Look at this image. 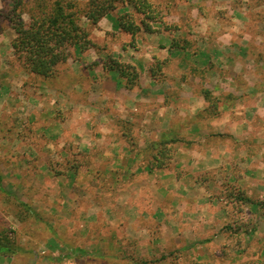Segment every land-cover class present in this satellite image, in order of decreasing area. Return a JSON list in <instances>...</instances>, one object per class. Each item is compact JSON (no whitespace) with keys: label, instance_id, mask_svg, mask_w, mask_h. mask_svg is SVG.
Masks as SVG:
<instances>
[{"label":"crops","instance_id":"0c3cea01","mask_svg":"<svg viewBox=\"0 0 264 264\" xmlns=\"http://www.w3.org/2000/svg\"><path fill=\"white\" fill-rule=\"evenodd\" d=\"M152 1L170 10L165 23L134 40L117 26L132 5L99 21L93 42L111 44L75 50L70 98L28 73L38 92L26 95L13 86L21 72L0 86V117L44 138L24 148L32 181L75 166L51 211L76 212L78 237L106 264H264V32L242 31L249 0ZM111 59L136 67L134 87Z\"/></svg>","mask_w":264,"mask_h":264},{"label":"rangeland","instance_id":"374dc122","mask_svg":"<svg viewBox=\"0 0 264 264\" xmlns=\"http://www.w3.org/2000/svg\"><path fill=\"white\" fill-rule=\"evenodd\" d=\"M18 1L20 0H0V86L6 89L10 79L22 72V80L17 79L13 86H17V89L29 95L31 91L33 93L38 91L34 88L29 89L28 84L31 80L35 82L38 80L31 78L25 81L27 74L23 69V64L15 57L11 46L16 36L13 22L20 17L25 22H30L34 9L39 8L37 5L39 0H27L26 5L17 4ZM73 1L77 2L80 8H84L88 0ZM245 4L250 5L247 16L251 18V21L241 25L242 31L264 32V23H262L264 21V0H249ZM157 8L161 9L158 5ZM166 10H161L162 15H165ZM185 20L182 19L179 24L183 26V23H191L189 19ZM88 22L87 18H82L84 25L87 26ZM170 24L172 28L177 27V23ZM165 26L169 25L165 24ZM88 29L93 32L94 28L90 26ZM97 40L96 44H101L98 45L101 48L103 45L107 47L111 44V41ZM76 65L78 63L75 48L71 47L70 58L58 64L56 72L48 78L52 88L48 89L47 92L50 93L47 94L55 96L54 88L57 85H65L67 91L63 97L70 98L76 84L75 79L79 74L76 71ZM34 76L38 79H45L42 76ZM32 130L31 126L25 125L24 118L19 126H16L15 118L11 115L5 113L0 117V238L9 237L13 250H15L14 253L0 254V264H106L99 255L104 252L100 246L97 251L93 249V254L89 250L88 242H81L78 237L76 212L51 211V207L61 206L63 199L66 203V199L63 198L64 194L60 190L64 183L62 179L66 176L67 170L75 166L67 162V159L66 163H52L48 166L49 171L45 180L39 182L31 180V174L39 172V168L28 164L27 152L24 148H31L33 143L38 146L44 141V138L35 135ZM58 178L61 180L58 181ZM74 192H76V185ZM22 203L28 204L31 210L27 211ZM73 203L76 204V200ZM91 231L99 234L100 239L98 240L105 241L104 229H92ZM84 233L87 236V230H84ZM76 249L86 250L91 254H76ZM113 251H118V245H113ZM93 255L100 260L94 261ZM142 262L143 264L156 263L148 259ZM112 264L118 263L113 262Z\"/></svg>","mask_w":264,"mask_h":264},{"label":"trees","instance_id":"16d2710c","mask_svg":"<svg viewBox=\"0 0 264 264\" xmlns=\"http://www.w3.org/2000/svg\"><path fill=\"white\" fill-rule=\"evenodd\" d=\"M27 3V0L17 2L22 5ZM120 4L134 7V13H127L117 20V26L131 34L133 40L142 29L155 31L153 25L164 24V17L170 12L167 9L162 15V9H158L152 0H88L84 8H80L73 0H39V8L34 9L30 22H25L20 16L13 22L16 33L11 42L13 53L23 64L26 73L48 80L56 72L57 65L70 58L71 47L75 50L98 47L88 27H97L99 21ZM83 17L88 19V27L82 23ZM106 67L118 70L122 78L126 79L128 87L137 84L138 71L135 66L111 59ZM22 205L27 211L31 210L28 204ZM75 251L88 254L81 249ZM14 252L9 237L0 238V254Z\"/></svg>","mask_w":264,"mask_h":264}]
</instances>
